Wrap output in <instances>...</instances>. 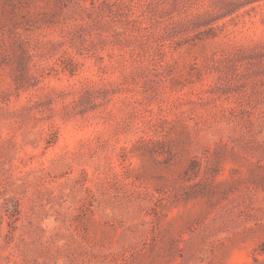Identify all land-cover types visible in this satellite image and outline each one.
<instances>
[{"label":"rangeland","instance_id":"obj_1","mask_svg":"<svg viewBox=\"0 0 264 264\" xmlns=\"http://www.w3.org/2000/svg\"><path fill=\"white\" fill-rule=\"evenodd\" d=\"M0 264H264V0H0Z\"/></svg>","mask_w":264,"mask_h":264}]
</instances>
